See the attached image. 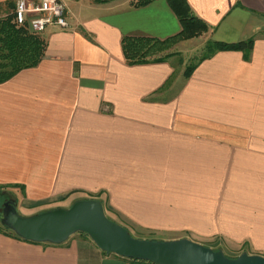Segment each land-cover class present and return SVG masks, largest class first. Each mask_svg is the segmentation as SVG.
Here are the masks:
<instances>
[{"label":"crops","instance_id":"crops-1","mask_svg":"<svg viewBox=\"0 0 264 264\" xmlns=\"http://www.w3.org/2000/svg\"><path fill=\"white\" fill-rule=\"evenodd\" d=\"M137 1L66 0L68 28L47 27L41 62L0 84V197L54 209L96 195L135 228L264 256V0H186L204 42L253 40L188 77L172 59L194 39L165 61L126 62L123 37L181 31L166 0ZM0 264L146 263L80 233L54 245L0 230Z\"/></svg>","mask_w":264,"mask_h":264},{"label":"water","instance_id":"water-1","mask_svg":"<svg viewBox=\"0 0 264 264\" xmlns=\"http://www.w3.org/2000/svg\"><path fill=\"white\" fill-rule=\"evenodd\" d=\"M0 225L32 243L58 245L75 234H86L105 254L152 264H264L261 255L243 252L229 258L221 250L186 238L167 241L134 238L110 220L102 203L95 199H80L68 208L46 210L28 217L17 213L15 201H7L0 214Z\"/></svg>","mask_w":264,"mask_h":264},{"label":"trees","instance_id":"trees-1","mask_svg":"<svg viewBox=\"0 0 264 264\" xmlns=\"http://www.w3.org/2000/svg\"><path fill=\"white\" fill-rule=\"evenodd\" d=\"M152 1L138 0L135 6L142 7ZM166 2L181 25L180 33L163 41L147 37H123L121 50L128 64L137 65L165 61L166 55L164 53H170L179 42L190 40L208 31L207 24L192 13L186 0H166ZM6 6L10 12L6 13L4 17L0 16V84L7 82L22 70L36 67L41 62L46 48V43L40 35L30 34L27 29L15 25L12 13L14 5L10 3ZM252 46L253 40L251 39L238 43L209 41L198 61L209 59L217 52L239 51L248 53L251 51ZM195 66L185 70L186 77L190 75ZM91 199L98 200L95 197ZM98 201L102 203L101 200ZM109 209L116 215L111 208ZM108 218L114 221L109 216ZM0 230L9 232L17 237L13 232L1 225ZM83 235L87 236L86 234ZM137 262L152 264L144 261Z\"/></svg>","mask_w":264,"mask_h":264},{"label":"rangeland","instance_id":"rangeland-1","mask_svg":"<svg viewBox=\"0 0 264 264\" xmlns=\"http://www.w3.org/2000/svg\"><path fill=\"white\" fill-rule=\"evenodd\" d=\"M81 4H87V2H84ZM4 15H5L4 13H0L1 17H4ZM203 35H204V33H201V35L192 38L194 40L190 39L191 41L185 42V43H183L177 47L176 51H179L180 53H178L176 56H173L172 62L175 63L178 71L183 72L184 69H188V68L194 66L196 64V62L201 58V56L203 55V52L205 50V47L207 45V43L204 42L202 39L204 37ZM164 54L166 55L167 52ZM178 60L180 61L179 64H178ZM180 65H182V66H180ZM181 67H182V69L180 70ZM91 197H95L96 199L101 200L103 203V207H104V211H105L106 216L107 217L109 216L114 221H117L116 223L121 225L122 227H125L123 225H126L125 229L128 230L130 235L134 238L153 240V241H167V240L182 239L180 237H186V239H189V240L191 239V238H187L189 236H186V234L169 233V232L152 231V230L150 231L149 229H143L140 227L135 228L131 225L124 224L119 216L114 215L110 211L109 207L106 206V204H105L106 202L103 198L97 197L96 195L91 196ZM2 198L0 197V214H1V211L3 208V204L6 203L7 201H15V205L17 204V206H19L21 208V209L20 208L17 209V213L22 217H28V216H32V215H35L37 213H40V211L37 212L38 210H43V209H45V211L51 210L49 204H44V205H41L40 207L39 206L38 207L32 206L33 208L32 207L27 208L25 206V204H23V206H22V204H21L22 202L18 200L19 198H17V196L14 195V193L11 196L7 197L6 201ZM74 198H79V194H74L72 197L69 198V200L65 199V200L58 201L57 206L67 205ZM54 209H56V208H54ZM43 211H41V212H43ZM198 243L205 246V247H209L213 250H221L229 258L237 257L241 254L242 251L246 250L245 247L242 248L239 245L233 246V245L225 243L223 240H211V241L210 240H204V241H200V242L198 241Z\"/></svg>","mask_w":264,"mask_h":264},{"label":"built area","instance_id":"built-area-1","mask_svg":"<svg viewBox=\"0 0 264 264\" xmlns=\"http://www.w3.org/2000/svg\"><path fill=\"white\" fill-rule=\"evenodd\" d=\"M66 0H15L14 23L30 34L40 35L47 27L68 28Z\"/></svg>","mask_w":264,"mask_h":264},{"label":"flooded vegetation","instance_id":"flooded-vegetation-1","mask_svg":"<svg viewBox=\"0 0 264 264\" xmlns=\"http://www.w3.org/2000/svg\"><path fill=\"white\" fill-rule=\"evenodd\" d=\"M4 200L6 201L7 199L5 198Z\"/></svg>","mask_w":264,"mask_h":264}]
</instances>
